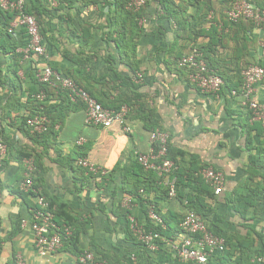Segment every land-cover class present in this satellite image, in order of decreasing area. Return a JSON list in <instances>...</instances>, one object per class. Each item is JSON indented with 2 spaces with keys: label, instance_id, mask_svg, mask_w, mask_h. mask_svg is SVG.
Segmentation results:
<instances>
[{
  "label": "crops",
  "instance_id": "0c3cea01",
  "mask_svg": "<svg viewBox=\"0 0 264 264\" xmlns=\"http://www.w3.org/2000/svg\"><path fill=\"white\" fill-rule=\"evenodd\" d=\"M207 1L214 5L208 20L217 26L218 37L210 41L204 36L192 38L186 32L176 35L175 25L159 20L156 5L150 4L144 32L131 43H137V52L123 56L113 40L117 35L108 37L112 29L105 28L99 4H75L67 10L70 27L66 32V25L59 28L57 16L46 20V34L56 43L49 50V64L62 72L81 69L85 87L104 103L115 97L129 98L131 132L125 133L119 124L111 128L87 125L86 111L78 109L69 114L56 139L45 148L16 127L18 120L30 114L25 98L9 119L3 111L9 91L0 87L2 135L17 149L31 154L20 160L13 151L0 158V264H93L81 262L85 253L94 254L97 260L105 257L110 264H174L167 257L175 258L169 243L163 242L164 251H151L127 227L128 212L142 224L147 221L148 208L162 215L188 212L178 195L169 197L161 179L140 170L137 163V154L151 150L150 135L158 129L168 133L182 170L206 165L225 176L220 194L209 182L191 180L180 195L189 193L198 207L211 214L207 223L225 239L228 263L264 264V121L252 118L237 77L248 64L264 66V28L247 23L231 26L227 0ZM43 2L51 8L58 6L57 0ZM108 11V6L104 7V12ZM196 13L197 7L190 6L188 14ZM87 23L90 31H85ZM204 27L208 30L210 23ZM17 37L13 42L6 37V41L10 46L14 42L27 45L26 35ZM209 42L217 70L228 80L219 97L202 93L191 84L189 70L177 66L179 58ZM0 57L4 62L7 55L0 52ZM31 67L27 61L22 71L28 76ZM127 78L136 86L128 87ZM254 99L264 103L263 85L257 86ZM10 122L17 125L11 127ZM82 137V146L89 149L86 158L105 171L96 180L77 164V140ZM27 159H33L38 167L34 176L37 190L56 205H64L73 217L78 233L75 246H63L53 253H42L35 246L31 209L36 198L21 190ZM169 179L177 183V177ZM138 185L147 188L141 202L126 190ZM129 197L133 200L131 210L125 207Z\"/></svg>",
  "mask_w": 264,
  "mask_h": 264
},
{
  "label": "built area",
  "instance_id": "2783aa9c",
  "mask_svg": "<svg viewBox=\"0 0 264 264\" xmlns=\"http://www.w3.org/2000/svg\"><path fill=\"white\" fill-rule=\"evenodd\" d=\"M150 0H127L128 9L140 11ZM27 0H0V9L9 12L12 16L7 32L12 37H17L20 31H24L28 43L19 47L17 52L23 55V61L40 59L41 62L36 66L35 76L38 83L49 85L52 88L63 90L68 93L73 103L81 102L85 106L87 125L111 128L119 124L125 133H130L131 128L128 125L127 117L130 108L123 105L119 110H112L103 107L96 98L90 95L88 91L76 83L71 77L66 76L60 71L54 69L48 62L49 50L43 36L40 32V26L35 16L28 14L26 10ZM228 18L232 22L240 19H249L257 27L264 23V10L258 8L248 0H234L232 8L228 12ZM140 25L144 26L147 22L146 17L140 19ZM179 68L189 70V80L202 93L219 97L224 86V80L221 76L211 71L197 50H193L187 56L177 60ZM19 76L26 79V74L19 71ZM242 95L245 98L246 105L253 113L254 120L264 121V103L254 99L257 92V86H264V66L259 64H249L242 72ZM141 78V75L139 76ZM237 94L236 91L233 92ZM39 103L46 99L44 91H40L33 96ZM26 124L32 134H43L48 130L50 124L49 118L41 112L35 110V114L28 116ZM59 129V126L56 127ZM152 148L148 153H139L136 156L137 162L146 170L153 171L161 179L163 185L167 188L169 197L174 198L177 195L176 181L170 180L176 164L168 158L169 135L164 131H152L150 135ZM85 138H79L77 145L82 146ZM8 146L0 137V158L6 156ZM79 167L86 170V173L96 178L105 175V171L95 166L88 158L82 157L77 160ZM25 174L21 183V190L24 193L33 194L36 198V204L31 209V228L34 233L35 246L42 253H53L59 251L64 240L70 239L73 232L70 227L59 226L56 222L55 209L50 207L46 196L40 193L34 185V176L37 170L33 159H27L24 163ZM200 174L213 185L216 194H220L225 185V176L213 167L204 168ZM100 180V179H99ZM125 207L131 210L133 200L131 197L125 200ZM150 218L157 224L164 226L163 220L155 213L150 211ZM130 230L135 236L151 251L160 250L163 242L170 244V250L174 257L185 264H221L218 257L226 251V241L223 237L207 224V222L194 211H189L180 224V231L171 239L162 237L153 230H146L133 215L128 213ZM25 223V221H23ZM81 262H92L93 264H107L106 261L97 260L92 253H85L81 256Z\"/></svg>",
  "mask_w": 264,
  "mask_h": 264
},
{
  "label": "trees",
  "instance_id": "16d2710c",
  "mask_svg": "<svg viewBox=\"0 0 264 264\" xmlns=\"http://www.w3.org/2000/svg\"><path fill=\"white\" fill-rule=\"evenodd\" d=\"M248 1L254 4L255 6H257L258 8L264 10L263 2H260L259 0H248ZM226 2L228 4L227 19L231 26H240L243 23H247L250 27H254V26L257 27V25L249 19H240L237 22L230 21L228 18V12L231 10L232 3L234 2V0H227ZM57 3L58 6L56 8H51L47 6L43 2V0H27L26 3L25 11L28 14H31L36 17L40 26L41 35L43 36V39L47 44L48 50L54 49L56 47L55 46L56 43H53L52 39H50L46 34L48 30V28L46 27V20L50 17L57 16L59 28H62V26L65 27L66 25L64 30V32H66V29L69 30L70 27V17L66 11L71 9L75 4H79L83 6L85 5V7H91L98 4L100 5L102 9L101 17L105 18V24H104L106 26L105 28L112 29V34L111 33L108 34V37L109 38L113 37V34L117 35V37L114 38L113 40L117 45V47L119 48L122 56L124 55V53L128 51H132L133 53L137 52V48H136L137 43L132 44V46L131 43L133 40H137L144 32V26H141L139 21L142 17H147L146 10L148 5L150 4L156 5V9H157L156 17L159 20L164 19L172 23L173 26L175 25L177 31L176 35H183L184 32H186L187 34L185 35L190 36L192 38H198L200 36H204V37H209L211 41L212 38L218 37V35L220 34L214 21L208 20V16L210 12L214 10L213 9L214 5L212 2H208L207 0H150L145 7H143L140 11H136V12L128 9L127 0H99V1L57 0ZM192 5L197 7V13L194 16L188 14L189 7ZM106 6H108L109 11L105 13L104 7ZM11 18L12 16L9 12H4L0 9V52H2L4 56L7 55V58H5L4 60L5 63L1 61V57H0V87H7L9 91L7 94V98L5 100L3 111L4 114L8 116L9 119H12L11 113L13 112L15 107H17V105L21 104V100L23 98H25L27 104H29L28 105V108L30 110L29 116L35 114L36 109L41 108V112L45 114L50 120L48 130L45 133L32 134L26 124V119H27L26 117L23 118L22 120L21 119L18 120L19 123L18 126H16L17 124H15L14 122H10L9 125L11 127L16 126L18 130H20L24 135H28L33 143H36L38 145L47 148L48 146H51V143L58 136L60 129L64 125L65 119L69 116V114L78 109L85 110V106L81 102L73 103L70 100L68 93L63 90L55 89L49 85L38 83V80L36 79L35 76V70H36V66L41 62L40 59L29 60V62H31L32 64V67H31V72L30 74H28V76L25 73L26 79H22L19 76V71L22 69L23 64L26 63L27 61L22 62L23 55L17 52V49L19 47L25 46V43L21 42V44L17 45L14 42V44L10 46V44H8V42L6 41V37L11 38L12 42L13 39L17 40L16 37L15 38L12 37L6 30V27L8 26ZM206 23H210V28L208 30H206L204 27ZM260 27L264 28V23H261ZM90 28H91V24L87 23L85 31H90L89 30ZM19 34L20 35L22 34L23 36L26 35L24 31H20L17 34V36H20ZM9 49H11V51ZM193 50H197L201 54L202 58L207 63L209 69L214 73L218 74L219 76H221L226 85V83L228 82L226 75L217 70L215 61L211 56L213 54L212 43L209 42L208 45L206 46L193 48L190 53H192ZM73 61L76 63V65L81 66V63L75 60ZM246 66L240 69V73L237 76L240 80V88L242 87L241 72ZM52 67L54 68V66ZM60 72L65 74L66 76L71 77L76 83H78L80 86L85 88V90L88 91L91 96L96 98L94 93L89 88H86L85 85L83 84L82 77L80 76L81 69L78 70L68 69L65 72L64 71L63 72L60 71ZM126 80H128V83H126L128 87L136 86L130 78H127ZM26 84L31 86L30 90L25 87ZM40 91H44L46 94V99L43 103H39L33 97L36 94H38ZM97 101L101 103L103 107L112 110H119L123 105H127L129 108L131 107V100L127 97L124 99L115 97L114 99L109 100L106 103L98 99ZM130 115L131 112H129L127 120L130 118ZM57 126H59V129L56 130ZM247 129H249V131L251 130L250 128H248V126ZM153 131H163V130L158 129ZM0 137L7 144L8 153L12 154V152L15 151L16 157L19 158L20 160L31 157L30 153H27L22 149H17L14 143L10 142L7 138L5 139V137H3L2 135L1 129H0ZM88 150H89L88 147L78 146L77 150L75 151L76 156H78V158L87 157ZM168 150H169L168 158L171 159L177 166V169H175L174 172L172 173L173 176L177 177V183H176L177 195H178L177 197L181 198L182 203L185 205V207L188 208V212L194 211L195 213L200 215L203 219H205L206 222H208L207 218L210 217L211 214H206L204 210H202L203 208L198 207L196 203H194L192 197L189 196V193L184 192L183 195H180V192L182 190L184 191V187H186L187 183L190 182L191 180L201 181V182L205 181L206 183H208L200 174V172L208 166L201 165L198 169L187 172L180 168V164L177 160V155L173 153L170 146V142L168 145ZM138 165L140 170L144 169L139 163ZM37 172H38V167L35 174ZM148 172L153 174L154 177L157 178V174L155 172L153 171H148ZM88 176L91 179L94 180L97 179L92 175L88 174ZM34 185H35V179H34ZM146 189L147 188L145 187L141 188V186L138 185L134 190L133 189H126V190L128 191V194L130 196L135 198L137 201L141 202L144 201L143 197L145 195L144 192ZM141 191L143 192V194H141L142 193ZM47 200L49 201L50 207L55 209V217L57 224L61 227L67 226L72 229L73 232L72 236L70 237V239L64 240L63 246H68V245L75 246L76 243L78 242V233L76 232L75 226L73 225L72 222L74 220L73 217L68 214L64 205H56L54 201H51L48 198ZM153 210L163 220L164 226L157 224L155 221H153L150 218L149 208L146 214L147 221L143 225L145 226L146 230H153L154 232L159 233L162 237L167 239H171L180 231V224L183 221L186 214L188 213L187 212L183 216L180 215L176 216L175 214L162 215L159 214L155 208H153ZM127 227L128 230L131 232L129 220H127ZM162 248L163 247L161 246L160 249L163 250ZM226 251L217 258L221 264H229L227 258L225 259L224 256L226 254ZM167 257L169 259L170 258L173 259L174 264H185L179 262L176 258H172V255L170 254H168ZM100 260L106 261L107 264H110L105 259V257H101Z\"/></svg>",
  "mask_w": 264,
  "mask_h": 264
}]
</instances>
